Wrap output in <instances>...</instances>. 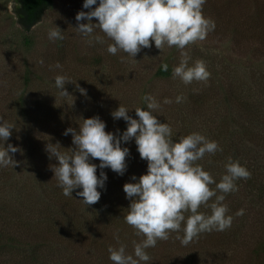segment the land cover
Returning <instances> with one entry per match:
<instances>
[{
    "label": "rangeland",
    "instance_id": "374dc122",
    "mask_svg": "<svg viewBox=\"0 0 264 264\" xmlns=\"http://www.w3.org/2000/svg\"><path fill=\"white\" fill-rule=\"evenodd\" d=\"M83 3L84 0H53V7L31 29V46L25 47V32L11 7L13 0H0V117L15 126L9 140L3 143L21 150L10 153L18 162L16 166L0 167V231L22 240L19 247L14 243L15 247L0 251V264H113L109 246L125 244L131 254L133 241L144 238L136 236L125 221L110 224L101 217H86L90 205H85L78 195L70 199L52 195L51 190L58 186L53 168L58 165L47 156L46 147L58 143L60 150L71 151L75 147L73 137L71 133L64 135L66 129L78 131L82 119L98 116L105 122V130L113 132L125 121L115 120L112 112L121 104L130 110V115L134 108L142 106L145 95L160 102L161 107L154 111L159 119L176 118L183 110L203 108L204 112L224 102L231 87L238 89L250 83L253 73L264 74V0H206L203 12L215 21V29L205 40L184 51L191 57L190 64L204 60L211 77L206 84L194 81L190 85L172 76L156 77L162 63L172 69L179 64L180 50L175 47L160 50L153 41L151 48H143L134 59L123 52L111 55L107 46L112 41L99 29L93 35L103 37L104 43L89 44L88 38L77 32L75 17L79 11L93 10L99 0L92 9L83 8ZM92 23L98 21L93 18ZM56 27L62 31L63 40L49 38L50 30ZM57 63L62 67L56 68ZM57 75L69 78L63 90L70 96H62L55 86ZM26 76L31 83L23 94L28 109L24 114L17 102ZM181 94L186 100L176 103V96ZM165 98L173 102L164 104ZM220 108L222 114L229 112L223 104ZM215 119L211 127L216 129L219 120ZM195 121L191 130L173 126V132L180 137L200 133L204 121ZM200 134L205 136L206 132ZM252 148L251 159L262 158L252 162L256 170L264 164V152L254 145ZM36 175H41L47 184L44 192L38 186L42 179H36ZM238 189L236 196L224 202L228 214L234 217L229 229L202 233L187 246L175 239L177 233H172L167 241H158L154 248L147 249L151 260L141 264H264V200L251 197L244 182ZM49 203H56L57 210H61L59 205L64 206L65 215L42 212ZM241 208L245 209L244 215L236 216ZM45 215L53 221L40 222ZM12 223L22 229L13 230ZM179 235L183 236V232Z\"/></svg>",
    "mask_w": 264,
    "mask_h": 264
},
{
    "label": "clouds",
    "instance_id": "9594fccd",
    "mask_svg": "<svg viewBox=\"0 0 264 264\" xmlns=\"http://www.w3.org/2000/svg\"><path fill=\"white\" fill-rule=\"evenodd\" d=\"M206 0H99V5L90 11H79L75 17L78 22L76 30L93 41L104 43V38L93 35L100 32L112 41L107 52L116 55L123 52L134 57L143 48H151L154 41L157 49L165 46L180 50V61L172 69V78L179 79L184 85L195 82L205 84L211 77L207 64L197 59L191 64L187 46L203 41L209 32L214 31L215 21L206 17L203 6ZM97 0H84L83 8L92 9ZM20 7L17 0L13 6ZM95 18L98 23H92ZM87 20L88 23H80ZM50 39L63 40L62 31L56 27L49 32ZM42 64L43 61L41 60ZM56 68L62 66L57 63ZM168 64L162 63L163 71H168ZM70 82L65 75L55 77V86L62 96H70L64 85ZM77 87H79L77 85ZM85 93L84 89H80ZM147 110L136 107L138 119L129 115V109L121 105L112 112L115 120L123 119L127 129L117 137L107 132L106 124L98 116L82 119L79 130L68 128L64 135L72 134L74 148L70 152H61L60 145L49 143L46 151L50 158L58 160L53 168L58 186L65 197H72L73 190L82 189L77 195L83 198L85 205L99 202L105 187L107 175L101 171L97 176V165L90 158L100 161L99 168H110L119 175L127 169L126 157L129 149L121 147V142L135 140L141 159L147 161V173L139 177L135 183H125L123 190L131 203L124 217L125 222L135 230L136 236L144 237L141 241H133V252L126 251L127 246L120 244L118 248L109 246V259L113 264H141L151 260L147 249L154 248L158 241H167L172 233L175 239L184 246L198 239L202 233L225 231L232 225L234 217L229 215V208L224 203L226 196L237 192L238 180H248L251 172L242 166L239 160L228 158L225 173L219 182L213 175L197 163L205 155H215L223 151L217 141L209 140L198 132H192L174 141L173 131L168 123H161L154 111L161 107L160 102L152 95L143 98ZM186 97L176 96L175 102L182 103ZM173 101L165 98L164 104ZM14 124L0 117V167H14L18 164L10 153L20 151L12 144L4 146L12 135ZM211 162V161H209ZM136 181L137 178H131ZM215 185V187H212ZM210 209V214L200 209ZM245 209H239L235 215L242 216ZM183 225V227H182ZM183 232V236L179 233ZM119 241V237H116Z\"/></svg>",
    "mask_w": 264,
    "mask_h": 264
},
{
    "label": "trees",
    "instance_id": "16d2710c",
    "mask_svg": "<svg viewBox=\"0 0 264 264\" xmlns=\"http://www.w3.org/2000/svg\"><path fill=\"white\" fill-rule=\"evenodd\" d=\"M17 3H19L21 6L15 7L14 5V14L16 16L17 23L25 32L24 45L25 47H30L31 39L29 37V34L31 32V29L38 23H40L43 19L44 13L53 7V0H17ZM171 76L172 68L170 66L168 67V71H163L160 67L156 73V77L161 79H168ZM29 83H31V80L26 76L24 89L21 91L19 101L17 102L19 110L22 111L20 113L24 114L28 113V109L27 103L23 99V94L25 93ZM231 88L232 89L230 90V93L225 94L224 102L216 104V106L214 105V108L212 109H204V112L203 108H200L197 111L195 110L193 112H186L183 110V114H176V118L165 117L164 120L159 118L157 119L161 123H168L171 126L172 131L173 126L181 128L183 131L184 129L191 130L192 127L196 124L195 120L202 118L205 126L202 127L201 130H199L200 133L205 131V137L209 140L217 141L222 147L223 151H218L215 155L206 154L204 159L198 161L197 163L202 164L204 170L209 171L216 179V181L219 182L221 175L225 173L224 166L228 162V158L231 157L233 160H239L240 164L242 166H245L252 175L248 180H238L236 182L237 184H239L237 185L238 188L244 182L246 191L251 197L258 200H264V164L256 170L253 169L252 162L259 161L262 158L257 157L256 160H252L249 155V150L254 149L252 148V145L257 147L258 149H262L264 152V74L261 73L260 75V72H255L251 76L250 83H248L247 85L242 84L238 89H233V87ZM222 104L225 108L227 107L229 109L228 113L222 114L220 112L219 108ZM141 107L143 108V110H147L145 102H143ZM207 110H213L215 113L211 115L210 111ZM185 113H187L189 117H186ZM208 113L210 115H208ZM130 116H132L133 118L136 117L135 110L131 112ZM202 116H204V118ZM214 118H218L219 120V125L216 129L211 127V125L216 121V119L214 120ZM211 128L216 130L215 134H212ZM126 129L127 123L125 122L122 127L120 126L119 128H115L112 133L119 137L124 131H126ZM173 139L174 141L178 142L180 136L176 135V133L173 132ZM52 144L55 145V143ZM4 146L7 147V144L4 143ZM121 147H127L130 153L129 156L126 157L127 169L123 175L117 174L110 168L100 169V161L90 158V162L97 165V176L99 177L100 172L103 171L107 175V180L105 181L104 188L97 189L101 192V198L99 202L89 206L86 217L90 216V218L93 219L101 217L103 221L110 224H116L118 222L125 221L124 217L129 211L128 208L131 201L126 198V193L123 190V186L125 183L137 182L141 175L147 173V161L141 159L134 139L128 142L122 141ZM60 151L70 152L66 150ZM47 156L50 157L49 153H47ZM52 159L58 165V160L55 157H52ZM45 175L48 176L46 173ZM133 176L137 178L136 181H133L131 179ZM40 177L36 175V179H42L41 181H39L38 186L44 192L47 188V184L43 183L44 179L41 175ZM57 187H55L57 188V190L55 188L54 190H51L52 195L55 197L57 195L60 198H66L63 195L62 188H60L59 186ZM212 187H215V185H212ZM19 190L20 189H18L17 191ZM80 190L81 189L73 190L72 197L67 198H75L77 196V192H79ZM236 193L237 192L230 193L226 196V198L234 197L237 195ZM47 196H49L48 193ZM52 199L54 200V198ZM49 204L50 205H46L47 208L44 206V209H46L42 212L48 213L50 216H54L55 214H60V216L65 215L63 214L64 206L59 205L61 210H57L58 208H55L56 203ZM200 211L210 214V209L208 208L202 207ZM51 220L52 219H50V217L47 218L45 215V217L41 218L40 222L42 221L43 223H45ZM12 225L15 224L12 223ZM18 227L19 225L13 226V230L14 228H16V231L22 229V227ZM8 233L9 232L0 231V251L4 250L5 248L15 247L14 243H16V246L17 244L22 243V240H20L17 236L11 234L10 236Z\"/></svg>",
    "mask_w": 264,
    "mask_h": 264
}]
</instances>
